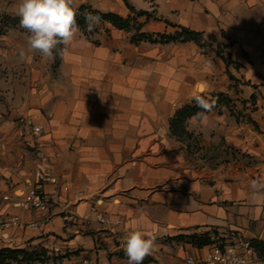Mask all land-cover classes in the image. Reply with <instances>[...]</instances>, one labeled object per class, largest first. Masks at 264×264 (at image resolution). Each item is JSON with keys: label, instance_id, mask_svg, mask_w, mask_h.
Wrapping results in <instances>:
<instances>
[{"label": "crops", "instance_id": "1", "mask_svg": "<svg viewBox=\"0 0 264 264\" xmlns=\"http://www.w3.org/2000/svg\"><path fill=\"white\" fill-rule=\"evenodd\" d=\"M18 2L0 0V194L13 201L0 217L40 220L13 194L36 181V148L54 159L58 182L44 191L59 200L38 230L0 229V252L43 264H127L123 238L138 228L155 237L143 264H184L205 250L193 236L264 242V202L250 189L264 177V0H75L76 11L129 27L100 20L89 31L86 20L85 46L62 57L58 45L53 59L30 61L20 58L28 33ZM185 30L200 41H161ZM219 95L228 106L171 127L195 96ZM93 210L122 225L102 226Z\"/></svg>", "mask_w": 264, "mask_h": 264}, {"label": "clouds", "instance_id": "2", "mask_svg": "<svg viewBox=\"0 0 264 264\" xmlns=\"http://www.w3.org/2000/svg\"><path fill=\"white\" fill-rule=\"evenodd\" d=\"M16 14L20 17V27L28 33L26 52H20L23 61H30L35 54L45 60L53 59V51L58 45L64 46L59 53L63 57L70 48L85 46L87 43L77 25L75 0H19ZM86 20L89 31L100 24V17L90 13L86 14ZM194 99L204 111L197 113L193 119L206 120L205 113L212 110L214 103L200 96ZM250 189L253 200L264 202V177L252 180ZM155 248V237L138 228L128 231L123 238L127 264H143Z\"/></svg>", "mask_w": 264, "mask_h": 264}, {"label": "built area", "instance_id": "3", "mask_svg": "<svg viewBox=\"0 0 264 264\" xmlns=\"http://www.w3.org/2000/svg\"><path fill=\"white\" fill-rule=\"evenodd\" d=\"M41 132V126L33 127L35 136L40 135ZM34 154L42 162L36 175V181L26 193L14 192L13 194L21 197L20 201L14 203L16 206L23 211L37 212L40 220L23 223L18 216L0 217V229L16 226L23 229L38 230L51 218L52 208L58 202L59 196L57 192H45L44 186L56 185L58 182L53 174L54 159L39 148L34 150ZM5 204H13L12 197L8 194H0V210ZM92 213L97 222L106 228L122 225L120 219H113L98 213L96 210H93ZM84 219L88 220L89 216L84 217ZM64 222L65 229H68V224L74 222V217L70 214L66 215ZM204 249L202 253L187 256L184 259V264H264V260L259 257L250 241L235 236H212L211 243L206 245ZM83 263L86 264L87 261Z\"/></svg>", "mask_w": 264, "mask_h": 264}, {"label": "trees", "instance_id": "4", "mask_svg": "<svg viewBox=\"0 0 264 264\" xmlns=\"http://www.w3.org/2000/svg\"><path fill=\"white\" fill-rule=\"evenodd\" d=\"M128 8L131 11H134L133 8L131 6H129L127 4ZM77 16H76V21H77V25H82L85 23L86 21V14H92L93 16H99L100 20H105V21H109L110 23H112L115 27L118 28H128L129 27V22L128 20H123L113 14H102L96 11L91 10L88 7H81L80 9H78L77 11ZM139 14H142V12H139ZM202 35L199 33H195V32H189V31H183L181 34H178L176 36H161V41L162 42H169V41H174V40H178V39H182V41H186V40H195L196 42L200 41ZM224 59V57H222ZM228 65V63H227ZM232 79V77H231ZM203 98V97H201ZM206 99V98H203ZM208 100L210 103H214V107L217 106H228L230 100L225 96V95H219L217 96L215 99H206ZM204 110L200 107H198L196 102H193L192 104L186 105L183 108L179 109L176 114L175 117L173 118L172 122H171V127L176 128L178 126H181L182 124H184L189 118L196 116L197 113L199 112H203ZM192 242L197 245V246H205L211 243V240L209 237L207 236H202V237H191ZM252 246L256 249L259 257L261 259L264 260V242H259L256 240H251L250 241ZM24 254V255H28V256H32L29 255L28 253H26L25 251H20V250H3L0 252V264H8V262H4V258L6 257L5 255H18V254Z\"/></svg>", "mask_w": 264, "mask_h": 264}, {"label": "rangeland", "instance_id": "5", "mask_svg": "<svg viewBox=\"0 0 264 264\" xmlns=\"http://www.w3.org/2000/svg\"><path fill=\"white\" fill-rule=\"evenodd\" d=\"M19 194V192H17ZM211 240V239H210ZM4 262H8V264H43L42 259H38L35 256L24 255H5ZM1 260V259H0Z\"/></svg>", "mask_w": 264, "mask_h": 264}]
</instances>
